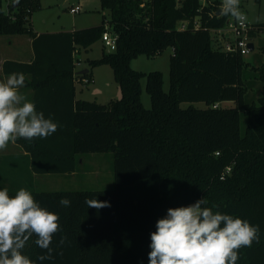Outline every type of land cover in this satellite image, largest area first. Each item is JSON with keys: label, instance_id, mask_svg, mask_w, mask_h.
I'll return each mask as SVG.
<instances>
[{"label": "trees", "instance_id": "trees-1", "mask_svg": "<svg viewBox=\"0 0 264 264\" xmlns=\"http://www.w3.org/2000/svg\"><path fill=\"white\" fill-rule=\"evenodd\" d=\"M100 1L110 19L75 30L36 32L31 18L41 0H17L16 7L11 2L0 14V33L29 34L35 50L31 62L6 60L4 72L23 73L25 85L34 90L36 110L59 125L46 139L16 140L32 169L26 189L59 215L62 229L53 237V259H37L46 251L35 244L36 236L24 254L36 264H149L157 220L169 208L204 198L203 206L214 212L259 225V243L242 247L237 264H264V59L251 63L241 50L227 51L214 41L212 31L232 18L218 13L220 0ZM106 29L118 33L115 50L103 51L90 60L87 72H80L76 53L102 40ZM261 29L264 23L250 31L251 39ZM168 47L174 50L166 91L162 71L136 70L131 61ZM260 49L264 53V44ZM99 64L112 66L121 96L108 103L78 99L76 81H93L92 68ZM252 75L263 90L249 100ZM143 77L152 99L149 108L142 99ZM225 100L237 105L220 106ZM184 101H204L206 107L185 108ZM91 152L113 153L114 187L32 188L34 172H78L82 154ZM64 197L70 207L59 204ZM92 198L111 206L87 208L85 200ZM61 236L67 237L62 246Z\"/></svg>", "mask_w": 264, "mask_h": 264}, {"label": "clouds", "instance_id": "clouds-1", "mask_svg": "<svg viewBox=\"0 0 264 264\" xmlns=\"http://www.w3.org/2000/svg\"><path fill=\"white\" fill-rule=\"evenodd\" d=\"M221 11L241 26L249 22L240 8V0H222ZM262 20L264 16H257L253 22ZM24 85L25 75L19 72L0 81V151L18 138L46 139L59 127L19 91ZM59 204L70 207L71 201L64 197ZM85 204L97 210L111 206L95 198L86 199ZM206 204L207 200L201 198L188 206L169 208L167 215L157 220L156 230L150 234L149 264H237L242 247L251 248L254 242L259 243V225L214 212L203 206ZM59 219L26 188H20L12 196L7 188L0 190V264H36L23 252L33 236L37 237L35 244L46 251L37 259H53V237L62 232ZM66 240V236H61L59 245Z\"/></svg>", "mask_w": 264, "mask_h": 264}, {"label": "rangeland", "instance_id": "rangeland-1", "mask_svg": "<svg viewBox=\"0 0 264 264\" xmlns=\"http://www.w3.org/2000/svg\"><path fill=\"white\" fill-rule=\"evenodd\" d=\"M66 1L71 4H81L82 10L73 13L65 6ZM222 1V0H220ZM12 0H0V14L2 11H9V4ZM220 3V8H221ZM241 10L253 22L257 16H264V0H240ZM109 20L108 9L101 8L100 0H41V7L32 14V23L35 29L44 31H57L62 29H81L98 25L103 19ZM46 20V22L44 21ZM108 22V21H107ZM106 22V24H108ZM256 23V22H253ZM264 20L260 23L263 24ZM215 42L221 43L220 35L212 31ZM224 42V41H223ZM222 42V43H223ZM255 48L252 52L245 54L244 58L259 65L264 59L261 45L264 44V29L251 39ZM221 45V44H220ZM115 46H105L102 40L93 43L88 49H82L79 58L81 64L77 65L78 70L89 68L91 59L99 58L103 51H114ZM173 47L166 48L163 52L152 56L140 54L131 61V66L140 71L149 72L160 70L163 73L164 89L170 88V67ZM95 82L84 83L76 81V96L78 99L96 100L100 103H108L112 99L121 96V90L115 79L114 71L109 64L93 66ZM142 99L146 107H151V95L146 89V77L142 78ZM248 99H257L263 90L262 81L252 75L247 80ZM193 105L198 108L206 107L204 101H184L182 107ZM235 100H225L220 103L222 107L236 106ZM245 122V117H244ZM10 143V142H9ZM83 164L78 172L67 173H37L34 176L32 188L37 190H78V189H110L114 187L113 153L112 152H91L82 154ZM4 157V156H3ZM27 157V158H26ZM31 166L27 155L24 157L2 158L0 161V190L27 188L31 179Z\"/></svg>", "mask_w": 264, "mask_h": 264}, {"label": "crops", "instance_id": "crops-1", "mask_svg": "<svg viewBox=\"0 0 264 264\" xmlns=\"http://www.w3.org/2000/svg\"><path fill=\"white\" fill-rule=\"evenodd\" d=\"M13 2V1H12ZM222 2V1H220ZM10 5V4H9ZM72 5L69 1H66L65 6L69 7ZM46 22V20H44ZM250 22V21H249ZM255 26L259 27V24L250 22ZM35 29V27H34ZM62 30H75V29H62ZM36 32H58L57 31H44L40 29H35ZM261 31V30H260ZM218 35L222 34L221 32H217ZM220 41L223 42V38L220 35ZM81 51L76 53V57L79 58ZM35 57V50L33 46V38L29 34H2L0 33V81H6L9 74L5 73L3 70V64L6 60L12 59L22 62H31ZM80 59V58H79ZM81 62V59H80ZM81 63L77 64L80 65ZM78 69V67H77ZM83 70V69H82ZM94 82H95V75ZM78 81V80H77ZM25 97L29 100L34 102L33 95L34 90L30 86L24 85L23 88L19 90ZM77 97V96H76ZM26 151L24 148L16 141L15 143L10 142L5 150L0 151V161L2 158H15V157H24L26 155ZM4 156V157H3ZM27 158V157H26ZM76 173V172H74ZM74 173H67V174H74ZM37 173H33L35 176ZM31 175V174H30Z\"/></svg>", "mask_w": 264, "mask_h": 264}, {"label": "built area", "instance_id": "built-area-1", "mask_svg": "<svg viewBox=\"0 0 264 264\" xmlns=\"http://www.w3.org/2000/svg\"><path fill=\"white\" fill-rule=\"evenodd\" d=\"M206 1L207 0H202V2ZM69 7L70 11L73 13H76L82 9L80 4H76L74 6ZM218 13L220 12L218 11ZM196 26L199 27L198 22H196ZM252 29H258V27L250 22L241 26L237 21H235L234 18L228 19V25L225 28L218 29V31L222 33L221 36L224 39V49L227 51L241 50L244 54L252 52L254 49H251V47L249 46V43L251 42L250 31ZM102 40L105 46L116 47L118 42V33L113 32L110 29H106L103 32ZM79 63L81 62L79 61L78 64ZM78 81L90 83L88 78H83L82 80L78 79Z\"/></svg>", "mask_w": 264, "mask_h": 264}, {"label": "water", "instance_id": "water-1", "mask_svg": "<svg viewBox=\"0 0 264 264\" xmlns=\"http://www.w3.org/2000/svg\"><path fill=\"white\" fill-rule=\"evenodd\" d=\"M17 0H13V2H12V5H13V7H16L17 6ZM219 12H221V8L219 9ZM249 46L251 47V49H254V43L253 42H250L249 43ZM88 71V69L87 68H85V69H83V70H81L80 72H87Z\"/></svg>", "mask_w": 264, "mask_h": 264}]
</instances>
